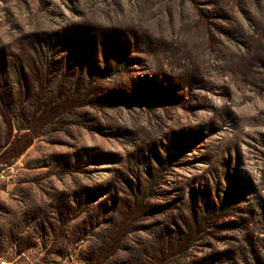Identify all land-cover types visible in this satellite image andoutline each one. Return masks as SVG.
Here are the masks:
<instances>
[{
  "label": "rangeland",
  "instance_id": "rangeland-1",
  "mask_svg": "<svg viewBox=\"0 0 264 264\" xmlns=\"http://www.w3.org/2000/svg\"><path fill=\"white\" fill-rule=\"evenodd\" d=\"M0 163V264H264V0H0Z\"/></svg>",
  "mask_w": 264,
  "mask_h": 264
},
{
  "label": "trees",
  "instance_id": "trees-1",
  "mask_svg": "<svg viewBox=\"0 0 264 264\" xmlns=\"http://www.w3.org/2000/svg\"><path fill=\"white\" fill-rule=\"evenodd\" d=\"M51 48L50 47H45V48H42V49H39V50H35V57H36V59L38 60L37 61V65H39V62L40 61H42V60H44V59H48V58H50L51 57ZM40 65H48L47 64V62H46V64H45V62H41L40 63ZM32 67V66H31ZM22 79H23V76H22V74H20V76H19V78H18V83H20L21 81H22ZM71 80H65V83L67 82V90L68 91H71V82H70ZM4 86H6V85H4ZM83 101V100H82ZM85 101V100H84ZM35 116H38V114H36L35 113ZM17 130L19 131V132H21V131H29V130H31V128L29 127V125H24V126H17ZM30 141L28 142V144H24V146H22L20 149H19V151H18V156L19 155H21L29 146H30ZM141 201H143V200H141ZM16 230H18V228H17V226H15L14 227ZM52 228V227H51ZM57 230V229H56ZM56 230H50V233L48 234V233H44L43 231H42V234H40V237H38V239L39 240H41V246L42 247H45V245H46V242L44 241V239L45 238H47V239H49V238H51V245L53 246L54 244H55V242H56V238L58 237V232L56 231ZM16 234L13 232H9L8 233V235H5L6 236V238H8V241H18L19 239H17L16 238V236H15ZM0 236H4V234H2V235H0ZM4 238V237H3ZM69 243H71L70 241H69ZM51 253L52 254H55V255H58V256H62V253L61 252H58V251H56L55 249L54 250H51ZM13 264V263H12ZM64 264H76V262H75V256L74 255H71V256H68L67 258H66V262L64 263ZM83 264V263H82ZM84 264H91L90 263V261L89 260H87L86 261V263H84Z\"/></svg>",
  "mask_w": 264,
  "mask_h": 264
},
{
  "label": "built area",
  "instance_id": "built-area-1",
  "mask_svg": "<svg viewBox=\"0 0 264 264\" xmlns=\"http://www.w3.org/2000/svg\"><path fill=\"white\" fill-rule=\"evenodd\" d=\"M19 176L18 163L11 165L0 163V194H4L17 185Z\"/></svg>",
  "mask_w": 264,
  "mask_h": 264
}]
</instances>
